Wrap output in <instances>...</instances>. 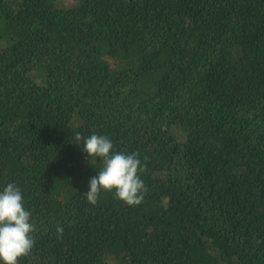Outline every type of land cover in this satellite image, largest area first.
Instances as JSON below:
<instances>
[{
  "label": "trees",
  "instance_id": "1",
  "mask_svg": "<svg viewBox=\"0 0 264 264\" xmlns=\"http://www.w3.org/2000/svg\"><path fill=\"white\" fill-rule=\"evenodd\" d=\"M77 132L138 154L140 204L87 201ZM12 181L19 264H264V0H0Z\"/></svg>",
  "mask_w": 264,
  "mask_h": 264
},
{
  "label": "clouds",
  "instance_id": "2",
  "mask_svg": "<svg viewBox=\"0 0 264 264\" xmlns=\"http://www.w3.org/2000/svg\"><path fill=\"white\" fill-rule=\"evenodd\" d=\"M82 147L88 160H99L102 167L88 180L86 199L96 204L102 190L114 191L116 198L128 205L143 201L147 186L139 173L143 164L136 152L115 151L112 140L104 134L92 132L83 136L76 133L75 142ZM35 225L24 196L14 182L0 186V264H19L34 246ZM58 233L63 232L57 227Z\"/></svg>",
  "mask_w": 264,
  "mask_h": 264
}]
</instances>
